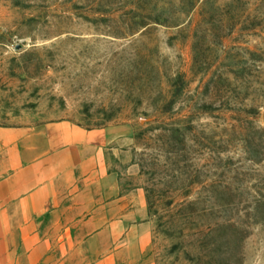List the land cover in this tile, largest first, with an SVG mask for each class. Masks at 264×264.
I'll use <instances>...</instances> for the list:
<instances>
[{"label": "rangeland", "instance_id": "rangeland-1", "mask_svg": "<svg viewBox=\"0 0 264 264\" xmlns=\"http://www.w3.org/2000/svg\"><path fill=\"white\" fill-rule=\"evenodd\" d=\"M58 121L113 129L154 264H264V0H0V127Z\"/></svg>", "mask_w": 264, "mask_h": 264}, {"label": "crops", "instance_id": "crops-1", "mask_svg": "<svg viewBox=\"0 0 264 264\" xmlns=\"http://www.w3.org/2000/svg\"><path fill=\"white\" fill-rule=\"evenodd\" d=\"M117 140L66 121L0 127V264H154L144 195L121 197L109 169Z\"/></svg>", "mask_w": 264, "mask_h": 264}, {"label": "trees", "instance_id": "trees-1", "mask_svg": "<svg viewBox=\"0 0 264 264\" xmlns=\"http://www.w3.org/2000/svg\"><path fill=\"white\" fill-rule=\"evenodd\" d=\"M169 14V13H168ZM171 14V13H170ZM176 86V85H175Z\"/></svg>", "mask_w": 264, "mask_h": 264}]
</instances>
